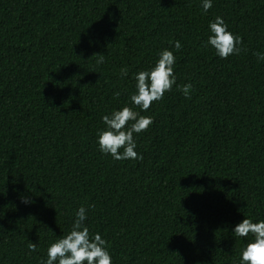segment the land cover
Segmentation results:
<instances>
[{
  "label": "trees",
  "instance_id": "16d2710c",
  "mask_svg": "<svg viewBox=\"0 0 264 264\" xmlns=\"http://www.w3.org/2000/svg\"><path fill=\"white\" fill-rule=\"evenodd\" d=\"M217 16L242 39L227 59L207 44ZM164 49L176 82L144 111L130 100L135 75ZM254 53L264 0H212L207 12L202 0H0V264H41L81 206L112 264H240L254 237L235 226L264 220ZM124 106L153 119L134 133L142 160L99 150L102 117Z\"/></svg>",
  "mask_w": 264,
  "mask_h": 264
},
{
  "label": "clouds",
  "instance_id": "9594fccd",
  "mask_svg": "<svg viewBox=\"0 0 264 264\" xmlns=\"http://www.w3.org/2000/svg\"><path fill=\"white\" fill-rule=\"evenodd\" d=\"M212 7V0H202V8L207 12ZM211 35L207 44H210L219 57L227 59L230 55L239 54L242 44L239 36H234L228 31L224 19L217 16L209 22ZM182 47L179 41L175 42V48ZM258 60H264V54L254 53ZM100 55L98 63L104 62V56ZM176 58L172 51L164 49L155 66L146 71H139L135 75L136 92L131 95L132 104L147 111L154 101L163 99L164 94L171 91L176 82L174 65ZM122 76L128 75V69H121ZM185 98L190 99L192 85L185 84L179 89ZM119 96V93H116ZM106 128L98 133L99 150L104 154H110L115 160H142V155L135 151L137 145L134 133L146 131L153 123L150 116L140 115L132 107L124 106L114 110L110 115L102 117ZM129 121L133 123L129 127ZM123 149L121 152L120 150ZM24 203H29L27 199ZM94 207V205H89ZM71 230L65 236L60 237L47 249V259L41 264H112V258L107 250V242L99 233L90 236L89 228L85 225L87 209L81 206L76 212ZM234 234L239 237H247L252 234L254 239L247 243L242 250L240 264H264V220L253 222L251 218H245L234 228ZM29 250H37L36 243H29Z\"/></svg>",
  "mask_w": 264,
  "mask_h": 264
}]
</instances>
